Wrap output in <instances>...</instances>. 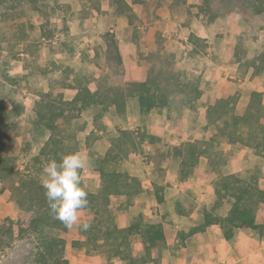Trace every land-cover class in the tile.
I'll return each mask as SVG.
<instances>
[{
  "label": "rangeland",
  "instance_id": "1",
  "mask_svg": "<svg viewBox=\"0 0 264 264\" xmlns=\"http://www.w3.org/2000/svg\"><path fill=\"white\" fill-rule=\"evenodd\" d=\"M101 1L0 0V105L9 115L8 120L16 123L17 135L7 151L10 167L15 172H29L41 181L43 178L46 161H37L33 157L47 136L46 132L34 129L32 123L34 102L40 94L49 88H63L64 97L72 96L76 77L95 75L99 71L101 75L110 74L112 67H100L106 60V44L111 39L118 48L120 45L125 49V55L134 57L135 48L141 50L145 43L140 33L142 25L153 21L155 9L161 4L158 0H137L132 4L134 15L129 22L127 13H119L114 3ZM210 5L211 10H202V0H193L187 7L185 22L195 19L198 29L204 32L203 36H196V50L190 53L194 60L191 69H181L179 61L171 53H145L141 50L138 56L144 61V68L148 71L150 68L158 70L177 66L181 70V81L187 85H199L204 70V55L209 53L208 57L218 61L238 63L236 69L231 70L233 76H227V80L249 82L251 77L255 78L264 93V64L259 59L264 52V12L255 15L249 0H210ZM161 38L158 33L156 41L162 42ZM255 58V64L262 66L258 73H253L254 68L249 65ZM120 69L121 79H124V66ZM229 97L235 101V112L238 113L237 93ZM195 102V98L185 92L180 94V101H171L161 107L165 110L163 116L170 117V123L165 126L154 120V132L149 130L152 117L147 112H132L135 98H128L129 113L127 110L100 111L98 107H90L72 119L71 129L76 132L79 147L82 143L90 161L83 183L92 190L102 185V180L96 185L97 178L91 176V170H95L93 142L97 135L84 133L85 129L90 128L93 122L94 126L103 130L104 135L109 136L110 143L121 130H132L135 148L113 165L116 170L128 175L124 193L110 197L115 217L120 221L124 208L139 206L145 211L134 213L133 221L144 225L166 217L172 236L181 237L180 232L185 231L177 229L175 224L183 218L175 213L174 204L178 191L185 185L179 179L180 157L173 155L172 147L185 142H194L203 150L198 164H204L212 175L218 172L213 181L225 170L227 157L240 148L244 149L248 162L246 170L240 175L254 177L261 188L264 186L260 182L264 178V135L260 132L254 140L246 138V144L230 142L221 134H215V125L208 120L206 113L194 109ZM17 108L19 112H15ZM260 121L264 123V114ZM190 128L192 133L185 131ZM197 128L202 131L201 136ZM17 174L0 178V226L2 231L9 226L12 228L11 235H4L10 246L0 248V264H32L35 251L31 234L25 237L17 235L16 221L22 210L10 193V183L15 181ZM157 186L161 187V201L157 198ZM61 233L55 232L59 236Z\"/></svg>",
  "mask_w": 264,
  "mask_h": 264
},
{
  "label": "trees",
  "instance_id": "2",
  "mask_svg": "<svg viewBox=\"0 0 264 264\" xmlns=\"http://www.w3.org/2000/svg\"><path fill=\"white\" fill-rule=\"evenodd\" d=\"M112 2L119 13H127L129 22L134 12L125 0H105ZM254 14L264 12V0H249ZM202 10H211L210 0L202 1ZM191 42L198 38L190 34ZM111 47V48H110ZM107 58L113 61V71L104 77L85 76L76 79L75 95L67 100L63 96V88H49L40 94L34 102L33 128L46 132L47 136L39 151L34 155L37 161L52 158L60 159L62 154L77 151L79 142L76 132L71 129V121L80 112L90 107H98L106 111L113 106L117 112L124 110L128 98L137 97L141 111L148 112L151 108L180 101V94L187 92L193 98L200 95L198 84L181 81V70L176 67L155 70L150 68L144 80L121 79L122 59L116 42L111 39L107 44ZM259 59L264 64V52ZM253 59L249 64L258 73L262 66L255 64ZM19 108L15 112H19ZM264 114L262 93L252 90L243 113L235 112V101L232 97L213 98L208 104L206 115L216 127L215 134H221L228 141L246 144V138L254 140L261 132L264 135V123L260 121ZM9 115L3 105H0V178L15 177L10 183V193L14 201L22 210L17 219V235L25 237L31 234L35 243L32 254V264H67L64 256L65 240L55 232H65L67 228L51 214L45 197L42 181L29 172H15L10 167V157L7 154L9 145L13 144L16 133L15 121L8 120ZM248 135V137H247ZM142 138V137H140ZM139 138V139H140ZM264 138V137H263ZM136 146L132 130L123 129L110 144L104 154L94 158V168L98 171L102 185L97 190L89 189V205L87 209L91 218V228L81 231L86 236L83 242L74 241L73 245H86L94 251L105 253L110 259L118 256L128 260L129 264L138 258L131 253L130 236L138 233L142 236L145 255L149 256L154 247L172 236V231L163 222L145 223L132 222L128 226L120 227L115 221V212L111 206V195L120 196L125 191L128 175L116 170L113 166L117 159L128 153ZM173 155L180 157L179 178L185 179L193 173L199 155L203 150L194 142H185L173 146ZM27 169V168H26ZM216 199L205 210L203 222L191 227L187 232H180V236L191 235L203 230L207 225L217 223L223 230L224 237L230 239L236 228L257 230L264 235V221L256 223L255 215L260 203H264V189L258 185L256 178L245 177L235 173L221 174L214 182ZM157 198L162 200L161 187L157 186ZM224 199L231 202L225 216L212 215L223 203ZM176 212L186 214L196 207V202L190 193L179 192L175 202ZM0 248L10 246L4 235H11L9 226L2 231L0 226ZM142 259V261H144ZM155 262V259H153ZM109 264L111 262L109 261Z\"/></svg>",
  "mask_w": 264,
  "mask_h": 264
},
{
  "label": "crops",
  "instance_id": "3",
  "mask_svg": "<svg viewBox=\"0 0 264 264\" xmlns=\"http://www.w3.org/2000/svg\"><path fill=\"white\" fill-rule=\"evenodd\" d=\"M125 1L129 4V6H131V8L132 4L137 2V0ZM158 1L161 3V6L159 5V7L155 9L156 15L153 16V21L142 25L140 33L145 43H143L144 46L141 50L145 51V53L148 51L159 54L171 53L174 58L179 61V67H181V69H191L193 67L194 60L193 57L190 56V53L196 49L194 43L189 41V35L192 33L196 36H203L204 33L196 26L194 22L195 19H192L190 22H185L187 7L189 3L193 2V0ZM101 2L105 4H113L112 2H105V0H102ZM73 33L74 32H72V34ZM158 33L160 34V37H162V42L156 41V35H158ZM118 49L122 59L121 67L123 65L125 69L124 79L144 80L148 71L144 68V61H141L142 58L138 56V53L141 51L140 48H135L136 55L134 57L131 56V58L125 55V49H123V47L119 45ZM208 55L209 53L204 55V70L198 85L200 95L195 98L196 102L193 106L194 109L200 111L201 113L203 112L204 114L206 113L208 104L213 98H226L236 92L238 95L237 111L240 114L243 113L248 103L250 92L252 90H257L263 93V87L257 85L255 78L252 77L249 82L240 81L241 79L236 81L227 80V76H233L231 70L236 69L238 63L218 61L217 59L208 57ZM105 57L106 60L105 62L103 61L104 63L100 67L101 69H103L104 66L108 65L112 67L111 65H113V61L108 60L106 52ZM96 68L98 69V67ZM101 74L102 73L99 71L96 72L95 75L88 76L104 77L109 75V73L105 75ZM77 78L79 77L75 78V82L72 86V96H66L67 98L64 97V99L69 100L75 95L76 89L74 88V85ZM262 96V103L264 104V93ZM131 98H135V108H131L132 112H141L137 97ZM166 105L156 106L157 108L153 107L147 112V114L152 117V123L149 127L151 132L156 131V124H154V120L157 123L164 124L165 126L169 125L170 117L168 118V116H163L165 110L164 108H161ZM108 109H113L117 112L113 106L108 107L107 110ZM129 109L130 107L127 100L124 110H127V113H129ZM156 109L160 110L156 111ZM204 123H206V121ZM128 127L129 129L133 128V126ZM185 127H187L186 124ZM185 131L192 133L191 128L189 130L185 129ZM197 131H200L198 134L201 136L202 131L200 128H197ZM90 132L97 135L94 137L93 142V149L95 151L94 155L98 156L104 154L111 144L109 136L104 135L103 130L94 126L93 122L90 123V128H86L84 131V133ZM184 139L185 138L181 140ZM171 143L174 142L172 141ZM80 145L81 146L77 151L89 159V156L87 155L88 153L84 150V148L82 149V143ZM247 162L248 160L246 159L244 149L240 148L238 152L227 157L225 161V170H223L222 174L235 173L240 175L241 172L246 170ZM88 170L89 166L82 170L81 174L83 181L86 177L85 172ZM91 171L93 172L91 176L97 178V180H95V184L99 185L101 181L99 174L96 173L95 170ZM217 175L218 172H216L215 175H212L205 169L204 164H198L197 162L192 174L185 179L179 178L182 184L185 185V188L178 191V193H190L195 199L196 207L191 212L179 214L176 212L174 204L175 213L177 215H181L183 218L181 222L175 224L177 229L187 232L191 229V227L199 225L203 222L204 211L209 210L210 206L216 199L214 189L215 181L213 180L217 177ZM260 182L264 183V178ZM262 188L264 189V186H262ZM230 206L231 202L224 199L222 205L215 212H213L212 215L225 216ZM141 210L145 211L144 208ZM141 210L139 206H128L124 208V213L122 214L123 218L121 221L119 218L115 217L117 225L124 227L130 225L132 222H135L133 221V214L139 213ZM88 213L89 211L87 209H83L81 211L82 221L89 220L91 218ZM150 215H152V213H150ZM184 216H187L185 220ZM166 219L167 218L164 217L159 221L148 223L163 222L168 227ZM255 221L258 224L263 223L264 203H260L258 205ZM60 236L65 240L64 256L67 260V264H109V261L111 264H129L128 260L121 259L118 256H112L109 259L105 253L94 251L86 245H73L74 241L83 242L86 240V236L79 228L74 227L71 230L67 229V231L62 232ZM162 245L163 248H161ZM130 246L132 255L138 258V260L133 262V264H264V235H259L257 230L249 228H236L234 229L233 236L230 239H226L224 237L223 230L217 223L207 225L203 230L194 232L191 235H185L184 237L170 236L164 243L156 245L149 256L145 255L143 239L140 234L133 233L130 236ZM144 258L145 260L142 261ZM153 259H155V262Z\"/></svg>",
  "mask_w": 264,
  "mask_h": 264
},
{
  "label": "clouds",
  "instance_id": "4",
  "mask_svg": "<svg viewBox=\"0 0 264 264\" xmlns=\"http://www.w3.org/2000/svg\"><path fill=\"white\" fill-rule=\"evenodd\" d=\"M90 161L79 151L62 154L48 160L42 170V187L51 214L65 228L82 231L91 228L90 220L81 219V211L89 205V190L83 183L82 170Z\"/></svg>",
  "mask_w": 264,
  "mask_h": 264
}]
</instances>
